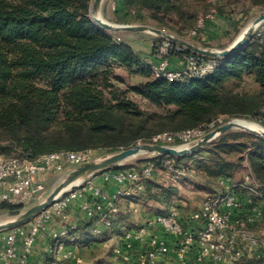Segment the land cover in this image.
<instances>
[{
	"label": "trees",
	"instance_id": "obj_1",
	"mask_svg": "<svg viewBox=\"0 0 264 264\" xmlns=\"http://www.w3.org/2000/svg\"><path fill=\"white\" fill-rule=\"evenodd\" d=\"M208 1L124 3L131 16L129 23L149 21L184 37L196 27L201 11L209 8ZM248 1L264 7V0ZM92 3L0 0L1 154L39 157L88 149L97 155L118 152L151 143L157 134L198 128L220 117L264 126V43L260 38L253 36L228 57L204 56L217 61L215 71L204 79L155 78L132 45L95 24ZM215 8L225 15L220 5ZM186 55L198 54L187 50L176 54L182 59ZM118 70L141 74L146 80L123 87L125 80L117 75ZM246 83L254 89H246ZM189 158L195 159L206 189L222 177L235 176L246 159L254 179L264 184V138L258 135L232 130L195 154L181 158L158 155L148 160L157 169H168L165 160L181 165ZM178 193L177 186L148 181L138 203L145 207L150 202L169 203ZM130 205L131 200H122V222L130 219ZM23 209L0 203V214L18 215ZM93 225L94 221L79 222V233L90 231ZM112 231L118 235L119 229L115 226Z\"/></svg>",
	"mask_w": 264,
	"mask_h": 264
},
{
	"label": "built area",
	"instance_id": "obj_2",
	"mask_svg": "<svg viewBox=\"0 0 264 264\" xmlns=\"http://www.w3.org/2000/svg\"><path fill=\"white\" fill-rule=\"evenodd\" d=\"M211 17L212 14L201 16L189 35L196 38ZM254 36L264 43V27H256ZM185 50L171 40L158 45L155 51L158 62L149 63L153 76L184 81L204 79L215 71L217 61L201 55H186L180 68H172L170 57ZM229 121L220 117L198 128L160 133L151 143L189 148ZM156 156L149 154L151 158ZM97 158L92 149L39 157L0 153V203L24 208L39 204L47 199V180L51 174L64 173L67 166L76 168ZM169 163L168 178L175 181L196 174L194 168ZM119 167L86 177L28 224L1 232L0 264H33L31 257L36 243L53 221L60 226L50 233V264H91L67 249L78 242L80 235L78 224L70 220L73 203H78L86 221H94V234L115 226L119 229V242L113 248L119 264H264V184L254 179L247 159L243 162L242 178H220L217 191L208 195L197 210L186 213L174 207L150 213L144 217V223L135 219L122 222L121 202L124 199L131 200L133 205L138 202L146 191V182L158 181V169L152 161L140 169ZM98 178L103 185L97 183ZM111 184L116 185L112 192Z\"/></svg>",
	"mask_w": 264,
	"mask_h": 264
},
{
	"label": "rangeland",
	"instance_id": "obj_3",
	"mask_svg": "<svg viewBox=\"0 0 264 264\" xmlns=\"http://www.w3.org/2000/svg\"><path fill=\"white\" fill-rule=\"evenodd\" d=\"M208 3L210 4L209 8L206 11L202 10L199 18L203 15H208V14H212V17L208 22H206V25L204 26V29L202 30L200 37L198 38L191 37L189 35L191 30L189 32H186L184 37H181L171 32L170 30L161 29V28L159 29L165 31L168 34L174 35L180 39H184L190 43L200 46L202 48L224 50L220 48L221 45L226 46V48L230 47L234 43V41H236L239 38L241 33L250 24H252L258 17H260V15L264 12V7L253 6L251 2L248 0H209ZM114 5L115 4H113V8H115ZM218 5L224 8L225 15H220L219 13L216 12L215 6L217 7ZM99 15H101L103 19L114 24L148 25L155 27L149 21L144 22L135 19L132 23H118L111 20V19L113 20L116 19V17H114V15L112 14L104 15L100 13ZM259 27L260 28L264 27V22H262L261 25H259ZM118 34H125L126 38L123 37L121 38L123 40H126L130 45H132L134 49L139 54H141V56L144 59L145 57L151 54L153 47L154 49H156L158 45L168 40L166 38H163L162 36H158L156 34L149 32H121ZM114 35L116 36L117 34ZM145 61L148 63V65L150 62H152L149 59H145ZM117 75L120 76L123 80H125V84H121V86L123 87H125L126 85H130V86L139 85L140 83L146 80V78L141 74H137V73L130 74L125 70H118ZM245 88L248 90L254 89L250 83H246ZM135 99L139 101L143 107H145V103L142 102L138 97H135ZM233 131L247 132L246 130H242L238 128L233 129ZM176 146L179 148L180 144H177ZM114 153L116 152H102L101 154L98 155V158L110 156ZM198 157H201V155H199ZM148 158H149V154H141L136 158H131L125 161L122 165H120L119 168L140 169L142 166H144L145 164H147L149 161L152 160V159L148 160ZM168 163L169 160H165L166 167ZM173 163L174 162L172 161V163L169 164L172 165ZM176 166L177 167L185 166L187 168H194L196 170V174L193 176H188L183 180L175 181L173 180V178H168L167 169L159 168L158 172L160 174V177L157 182L166 186L169 185L177 186L179 188L178 195H175L172 198V200L169 201V203L150 202L148 203L147 207H145V205H143L142 203H138L139 201L134 203V205L133 202H131L130 207L138 211H135L133 209L129 210L130 212H132V214H130L129 217L130 219L139 220L140 222L144 223L146 219L142 216V213L150 214L157 212H165L174 207L185 209L186 213H190L194 210H197L200 207L201 203L205 200V198L208 195L214 194L215 190L218 189V182H215L209 189H206V187H204L203 183L201 182V177L199 175L200 171L199 169H197L195 165V159L192 158L186 159L181 163V165H176ZM74 169L75 168L67 166L66 171L64 173L51 174L49 176L47 180L48 195L46 198H48L52 194V192H54V190L64 181V179L68 176V174H70ZM243 173L244 170H241L240 172L236 173L235 176H233V178L236 180H240L243 176ZM27 209L28 208H24L18 215H11L6 212L1 213L0 222L15 220L20 215H22ZM107 239H108L107 241H109L107 246L104 245L97 246L86 254L88 262L93 261V264L119 263L118 260L113 255V247L118 244L119 238L118 236H116V238H114L113 240L109 238Z\"/></svg>",
	"mask_w": 264,
	"mask_h": 264
},
{
	"label": "water",
	"instance_id": "obj_4",
	"mask_svg": "<svg viewBox=\"0 0 264 264\" xmlns=\"http://www.w3.org/2000/svg\"><path fill=\"white\" fill-rule=\"evenodd\" d=\"M103 0H94L92 3L91 8V17L96 25H98L101 29L107 31L110 34H118L121 32H149L156 34L158 36H162L168 40H171L181 46H183L187 51L193 52L195 54L201 56H207L211 58H221V57H228L239 49L243 48L250 39L254 36V32L257 26H259L262 22H264V12L258 17L254 25L256 27H251L249 32L243 38H238L234 43L224 49V50H214V49H207L197 46L193 43H190L184 39H180L174 35L168 34L165 31L155 28L148 25H119L111 23L104 19L102 20V16L100 18L97 17L100 13L101 5ZM236 120L233 119L226 124H223L216 129L208 132L197 144L193 145L189 148H178V147H171L165 146L160 144H153V143H141L137 144L134 147L116 152L110 156H105L102 158H97L91 162L83 164L81 166L76 167L68 176L64 179V181L52 192V194L43 202L36 204L30 208H28L22 215H20L15 220H9L5 225L0 227V233L14 229L16 227L24 226L28 224L36 215L41 213L43 210L49 208L62 194L66 193L68 190L73 189L76 187L78 183H80L83 179L88 176L94 175L96 173H100L102 171L116 168L122 165L125 161L136 158L141 154H156L162 156H173L177 158L186 157L192 154H195L197 151L201 150L205 146H207L210 142L215 140L221 134L227 133L236 127L232 124V122ZM248 132V131H247ZM251 133V132H250ZM262 138H264L263 134H256Z\"/></svg>",
	"mask_w": 264,
	"mask_h": 264
},
{
	"label": "crops",
	"instance_id": "obj_5",
	"mask_svg": "<svg viewBox=\"0 0 264 264\" xmlns=\"http://www.w3.org/2000/svg\"><path fill=\"white\" fill-rule=\"evenodd\" d=\"M113 4H115V8H113ZM100 13L104 15H114L116 19H111L114 22L118 23H129L131 16L129 15L128 11L125 8V3L124 0H103ZM118 38L123 37L126 38L125 34H117L116 35ZM156 50L152 49V52L149 56L145 57V59H149L150 61L156 63L158 62V57L156 56ZM141 55V54H140ZM170 63L172 68H180L183 64V59L178 57V56H171L170 57ZM97 183L99 185H103V182L101 179H97ZM116 188L115 184H111L109 186L110 191H114ZM133 208L131 207V210ZM69 214H70V220L72 223L79 224V222H86V217L84 212L80 209L78 203H73L69 209ZM149 214L142 213V216L145 217ZM145 220V219H144ZM60 226L59 222L53 221L48 225V229L45 233L41 234L39 237L34 252L31 257V261L33 264H50L51 261V256L49 254V247L51 245V238H50V233L52 230L58 228ZM94 225L91 228L90 231H87L86 233H80L79 235V240L77 243L68 245L67 249L74 250L81 256H83L86 260V254L93 250L97 246H107L109 239H114L116 238L115 233H113L112 230L104 231L102 234H94ZM106 238V240H105ZM81 240L83 243H81ZM86 242V243H85ZM115 247V246H114ZM113 247V248H114ZM114 255V254H113ZM91 264H93V261H90ZM16 264V262L14 263ZM119 264V263H118Z\"/></svg>",
	"mask_w": 264,
	"mask_h": 264
},
{
	"label": "bare ground",
	"instance_id": "obj_6",
	"mask_svg": "<svg viewBox=\"0 0 264 264\" xmlns=\"http://www.w3.org/2000/svg\"><path fill=\"white\" fill-rule=\"evenodd\" d=\"M98 18H100V15L98 16ZM102 20L104 21V19L102 18ZM255 22V21H254ZM254 22L252 24H250L239 36L240 38H243L246 36V34L249 32V29L253 26L256 27V25H254ZM232 124L238 128V129H242V130H246L248 132L251 133H256V134H263L264 133V127L261 126L260 124L253 122V121H248V120H241V119H236L232 122ZM7 222H0V227L5 225Z\"/></svg>",
	"mask_w": 264,
	"mask_h": 264
}]
</instances>
